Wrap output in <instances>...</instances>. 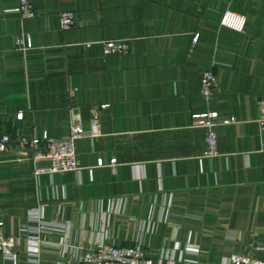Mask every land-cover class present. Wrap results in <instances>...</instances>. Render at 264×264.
I'll use <instances>...</instances> for the list:
<instances>
[{"label":"crops","instance_id":"0c3cea01","mask_svg":"<svg viewBox=\"0 0 264 264\" xmlns=\"http://www.w3.org/2000/svg\"><path fill=\"white\" fill-rule=\"evenodd\" d=\"M32 2L36 16L22 19L18 0H0V136L14 141L0 151V221L21 237L15 259L0 255V264H60L78 246L138 241L167 250L196 244L191 264H228L233 252L264 262V129L256 105L264 97V0ZM64 10L75 12L66 30ZM227 10L245 13L242 33L220 27ZM21 33L31 35L32 49L16 48ZM110 39H127L129 53L105 54L101 41ZM207 68L217 76L208 104L200 95ZM92 104L108 106L102 135L75 141L79 170L36 174L19 137H66L71 107L88 129ZM208 109L237 118L217 128L215 157L203 154L205 131L192 120ZM33 208L66 229L41 228L29 218ZM29 238L65 250L43 246L35 263Z\"/></svg>","mask_w":264,"mask_h":264},{"label":"built area","instance_id":"2783aa9c","mask_svg":"<svg viewBox=\"0 0 264 264\" xmlns=\"http://www.w3.org/2000/svg\"><path fill=\"white\" fill-rule=\"evenodd\" d=\"M17 13L22 19H33L36 16L32 0H18ZM60 26L63 30L71 28L75 24V12L64 10L59 13ZM245 13L227 10L220 17L219 24L223 29L234 33H242L245 28ZM198 34L193 38L197 41ZM16 48L21 51H28L33 48L32 37L28 33H21L16 37ZM103 51L108 53L128 54L130 51L127 39H110L101 41ZM90 46L91 43H87ZM217 87V76L211 68L204 69L200 74V95L205 103H210ZM257 122L261 129H264V97L257 99ZM108 104H92L90 106L89 128L83 126V119L75 108L69 109V133L64 138H56L48 135L47 132L41 135L19 137L17 144L28 149L27 159L31 161L36 174L39 173H63L66 171H78L79 163L76 154L75 141L81 137L96 138L102 135L101 111ZM23 113H18L17 117L22 118ZM193 125L204 129V152L208 157H215L220 154L218 146L219 126L231 125L237 122L235 116L221 118L218 111L208 109L192 114ZM14 145V141L9 133L0 136V151H8ZM102 165V161H99ZM113 171L118 165L114 158L110 163ZM164 209H162L163 213ZM31 221H36L41 228L54 230H65L66 225L47 223L41 219V214L37 208L29 211ZM0 221V255L7 259H15L14 247L21 239L20 235L7 233ZM51 246L65 250V246L55 243H44L37 238H29L27 254L29 259L35 263L39 262V255L43 246ZM200 248L193 243H187L184 247L175 244L172 250L151 249L141 241L132 245L117 246L111 243L101 242L98 245L89 247H76L73 257L68 262L60 264H175L179 261L182 264H191V257H198ZM193 258V259H194ZM228 264H264L258 257L237 252L231 253L227 258Z\"/></svg>","mask_w":264,"mask_h":264}]
</instances>
